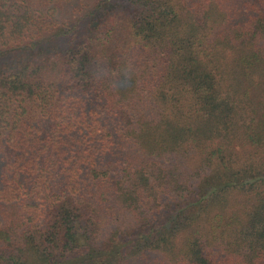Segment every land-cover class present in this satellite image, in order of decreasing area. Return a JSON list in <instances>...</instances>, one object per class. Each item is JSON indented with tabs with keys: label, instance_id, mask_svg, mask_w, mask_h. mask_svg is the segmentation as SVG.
<instances>
[{
	"label": "trees",
	"instance_id": "trees-1",
	"mask_svg": "<svg viewBox=\"0 0 264 264\" xmlns=\"http://www.w3.org/2000/svg\"><path fill=\"white\" fill-rule=\"evenodd\" d=\"M0 264H264V0H0Z\"/></svg>",
	"mask_w": 264,
	"mask_h": 264
}]
</instances>
